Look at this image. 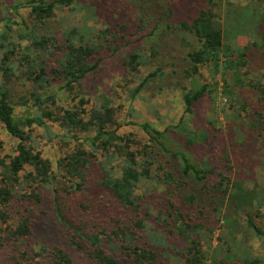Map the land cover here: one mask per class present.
<instances>
[{
	"label": "trees",
	"instance_id": "16d2710c",
	"mask_svg": "<svg viewBox=\"0 0 264 264\" xmlns=\"http://www.w3.org/2000/svg\"><path fill=\"white\" fill-rule=\"evenodd\" d=\"M110 1L21 0L11 7L15 12L27 8L20 25L0 15V128L14 140L12 153L4 154L0 138V251L9 247L8 261L4 257L0 264H79L77 259L81 264H166L170 238L179 241L183 249L179 258L186 264H207L203 247L212 235L207 232L222 219L226 226L234 225L232 215L221 212L224 204L237 213L251 211L253 201L262 202L255 192L240 189L239 180L231 179L226 150L215 166L208 158L197 160L200 139L184 115L192 116L194 105L205 95V85L183 88V116L177 124L160 131L143 123L140 128L146 137L137 139L122 130L125 125L117 122L110 97L98 94L87 107L90 100L83 81L93 79L105 53L114 54L125 38L140 34L149 46L135 49L122 63L125 75L145 73L130 92L135 98L162 71L147 70L159 53L157 36L164 29L178 31L182 44L190 47L184 58L185 77L194 80L202 66L211 65L222 71L227 83L225 76L231 72L234 84L248 86L262 103L263 109L256 107L243 120L264 137V84L246 83L240 77L248 56L264 50L260 31L264 15L255 10L244 16V26L238 20L234 23L236 31L248 26L262 44L254 40L245 47H225L215 13L223 0H201L189 21L173 22L172 9L166 7L164 25L163 19L155 21L161 12L158 0H132L140 13L136 33L121 22L115 26L107 22L94 30L91 23L97 24L112 10ZM58 14L61 18H56ZM228 105L242 110L247 102L235 96ZM20 108L23 113L17 112ZM221 110L226 119L234 118L226 107ZM53 125L61 132L53 133ZM34 126L43 129L47 140L76 143L55 167L37 149ZM170 132L176 136L174 150L168 144ZM214 175L217 182L211 184ZM147 196L156 198L159 208L145 203ZM245 215L244 230L264 245V228L253 219H262V212ZM38 238L36 250L31 243ZM229 245L222 250L223 261L209 264H264V258L239 255Z\"/></svg>",
	"mask_w": 264,
	"mask_h": 264
},
{
	"label": "rangeland",
	"instance_id": "374dc122",
	"mask_svg": "<svg viewBox=\"0 0 264 264\" xmlns=\"http://www.w3.org/2000/svg\"><path fill=\"white\" fill-rule=\"evenodd\" d=\"M19 1L21 0H0V15L6 14L11 21H16L17 25H20V20L25 17L28 11L24 7L17 8L16 12L13 11L11 7ZM227 1H229L230 5L226 6V2L223 0L219 2L220 8L215 9L223 32L224 46L245 47L254 40L262 44L263 41L253 35V30L248 26L236 31L234 23L235 20H238L244 26L246 24V22H243L246 20L245 15L249 16V13L255 10L260 16L264 15V1ZM157 2L159 3V5L157 3V8H160L161 12L156 15L155 21L163 19L162 21L165 22L162 25L168 21L166 7L172 9L171 20L178 22L181 20L189 21L194 11L202 6L201 0H158ZM108 7L112 8V10H107L106 15H101L97 24L91 23L94 25V30L105 27L107 22L112 26L121 22L125 24L130 33L137 32V14L140 13H137L139 10L135 8L132 0H111ZM67 13V11L64 12V14ZM76 15L79 18V13ZM106 16L108 17L106 18ZM56 18H61V15L58 14ZM12 25L13 22L11 23ZM17 25H13V28H16ZM131 26L133 27L130 29ZM1 28L2 23H0ZM260 31L264 34V22ZM157 38L160 41L158 45L159 53L156 54L152 65L147 68L150 71L153 68L160 67L162 71L159 72L157 77L151 79L150 83L135 98L130 97V92L138 85L140 78L145 73L141 70V73L137 76L125 75V69L122 65L123 60L135 49L143 45L148 47L149 44L142 40L140 34L125 38V42L119 44L114 54H104L100 68L97 70L96 75L92 76L93 79L83 81L84 93L90 100L87 107L89 108L95 102L98 94L110 97L114 101L113 106L117 108L115 112L117 122L125 125L122 130L126 133H134L137 139H144L146 136L140 128L141 124L148 123L160 131L170 125L177 124L181 115L183 116V88L187 91L191 88L205 85L207 87L205 95L194 105L192 116L184 115L187 125L196 132V138L200 139L195 148L197 160L200 163L208 158V163L215 166L218 156L223 158L222 152L226 150L232 166L231 179L239 180L240 189L248 191V188L251 193H256V197H259L260 201L264 202V165H261L264 161V137L257 131H251L247 127L246 121L243 120L251 115L256 107L263 109L262 103H258L257 96L251 93L248 86L235 85L231 72H227L225 76L227 83H225L222 79V71H215V68L211 65L202 66L194 80L186 78L184 58L187 52L190 51V47L187 44H182V34L178 31H166L164 29ZM190 39L188 36L187 41H190ZM234 58L235 55L230 59ZM248 60L246 67L241 70L240 77H243L246 83L260 82L264 84V50H254L248 56ZM222 61H224V57H221ZM235 96H240L243 101L247 102L245 109L241 110L239 105H234L233 108H230L228 105L229 100ZM222 107H226L228 116L234 118L226 119L221 110ZM17 112L23 113L24 109H17ZM129 122L134 125L128 124ZM51 130L55 134L61 132L56 125L51 126ZM205 132L208 134V142L206 144L201 142L206 138ZM33 135L38 142L37 149L42 153L44 159L52 163L53 167L56 165V160L66 152H69L76 144L71 140L69 145H65V141L58 138L47 140L43 136V129L36 126H34ZM0 138L4 142L3 153H12L14 140L5 134L1 128ZM167 138L171 140V144L168 142L170 148L173 150L177 149L175 134L170 132ZM220 164H222L221 161ZM214 170L218 173L221 169L217 166ZM216 182L217 176L214 175L210 178V183L215 184ZM249 191L248 194L250 193ZM262 202L253 201L251 211L244 209L237 213L232 209H228L224 204L221 212L228 213L229 216L232 215L234 225L229 226V228L224 224V219H222L219 223L213 225L210 232H207V235L212 234L211 239L209 238V241H206V246L204 245L203 247L208 255L207 264L212 261H223L222 253L224 251L222 250H225L228 244H230L229 249L236 250L239 255L243 256L248 253L250 258H264V245L262 242L249 236V233L244 230L245 214L247 212L254 213L260 209L264 216V203ZM145 203H154L155 206H153L159 208L156 198L150 199L147 196ZM253 219L257 226L264 228V217L262 219L253 217ZM157 223V221L154 223L153 220H150L151 225L159 227ZM55 238L57 239L58 236H55ZM38 240L39 238L34 239L31 243V247L36 250L39 244ZM167 243L169 258L165 260V263L186 264L183 259L179 258L183 250H180L178 246L179 241L170 238ZM8 251V246L0 251V260L5 257L8 261ZM76 261L81 264V259Z\"/></svg>",
	"mask_w": 264,
	"mask_h": 264
}]
</instances>
